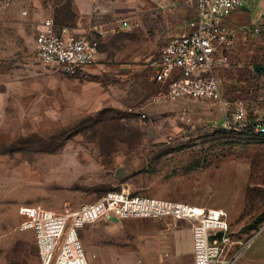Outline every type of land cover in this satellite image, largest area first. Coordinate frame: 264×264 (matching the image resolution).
Returning <instances> with one entry per match:
<instances>
[{"label":"rangeland","instance_id":"374dc122","mask_svg":"<svg viewBox=\"0 0 264 264\" xmlns=\"http://www.w3.org/2000/svg\"><path fill=\"white\" fill-rule=\"evenodd\" d=\"M65 1L0 0V264H41L34 231L20 229L34 206L63 211L112 190L224 208L235 237L253 238L236 264H264V137L220 130L211 101L156 102L113 75L121 107L67 116V81L92 74L69 75L36 51L41 20L62 32ZM69 32L80 35L74 22ZM247 56V67L264 65V50ZM159 219H103L80 238L101 264H192L190 224Z\"/></svg>","mask_w":264,"mask_h":264},{"label":"built area","instance_id":"2783aa9c","mask_svg":"<svg viewBox=\"0 0 264 264\" xmlns=\"http://www.w3.org/2000/svg\"><path fill=\"white\" fill-rule=\"evenodd\" d=\"M258 0H196L198 16L189 28L166 43L150 67L155 80L166 83L153 97L156 102H181L187 98L220 104L225 115L223 129L264 133V116L251 118L246 102L224 95L225 69L232 68L230 53L235 34L227 18L238 8ZM13 0H1L3 7ZM26 13V12H24ZM139 23L121 20L119 27L132 30ZM62 32L53 18L46 19L36 37L39 60L56 65L65 73L87 78L88 66L96 63L106 29L92 22L82 34ZM254 31L260 32L259 27ZM143 117L145 115L143 114ZM170 218L190 224L194 241L193 264H236V248L247 247L252 237L240 240L232 231L229 213L221 207H202L180 200L132 194L112 190L96 201L78 207L67 205L55 211L36 205L20 224L22 230H33L41 264H101L91 258L80 238L83 227L103 219ZM222 233L221 238L217 235ZM247 241V242H246Z\"/></svg>","mask_w":264,"mask_h":264},{"label":"crops","instance_id":"0c3cea01","mask_svg":"<svg viewBox=\"0 0 264 264\" xmlns=\"http://www.w3.org/2000/svg\"><path fill=\"white\" fill-rule=\"evenodd\" d=\"M74 10V23L80 34L92 22H99L107 33L100 43L96 63L87 67L93 79L74 88L71 81H67V116L121 107L110 92V86L113 87L114 83L107 79L111 75L118 81L129 77L136 92H153L155 95L160 89L166 88V83L155 80L150 63L172 37L187 30L190 22L198 16L196 0H74ZM48 18L41 20L39 29ZM121 20L139 23V26L132 30L122 29L119 27ZM227 24L238 44L230 53L232 68L223 71L224 95L229 99L246 97L250 106L256 104L255 110H249V116H264V65L255 66V69L246 66L250 61L247 56L249 51L256 55L264 50V0L250 2L245 7L234 10L227 18ZM255 27H259L260 32L256 33ZM66 28L65 33L68 35L69 27ZM248 72L254 78L252 83L257 85L250 84L249 87L250 80L246 75ZM109 81L112 84H107ZM19 82H22V76ZM36 87L33 85L32 90L37 92ZM249 88L254 91L249 92ZM114 89L116 93L127 92L126 86L115 85ZM185 101L186 99L181 103ZM211 104L217 113L215 126L221 128L225 115L220 104ZM163 219L166 218L159 220ZM83 229L84 227L80 232Z\"/></svg>","mask_w":264,"mask_h":264},{"label":"trees","instance_id":"16d2710c","mask_svg":"<svg viewBox=\"0 0 264 264\" xmlns=\"http://www.w3.org/2000/svg\"><path fill=\"white\" fill-rule=\"evenodd\" d=\"M66 1H67L66 6L63 7L61 10H59V13H58V16H57V23L59 25H61L62 28L71 26L72 23L75 20V17H76V12L74 10V0H66ZM259 69H260V67H258V70ZM250 81L248 82L249 87H251L250 84L252 83V80H250ZM251 91H254V89H250L249 92H251ZM233 99H241V100H243L244 102H246L248 109L251 110V111L255 110L254 108H256V104H254L252 106L249 105L250 103L248 104V101H246V97L244 98L242 96H239V97L233 98ZM249 115H250V113H249ZM220 130H222L225 133H238V134L252 135L255 138H263L264 137V133L263 134H259V133H256V132L252 131V130H245V131H242V132L226 131L225 129H223V127H221Z\"/></svg>","mask_w":264,"mask_h":264},{"label":"water","instance_id":"95a60500","mask_svg":"<svg viewBox=\"0 0 264 264\" xmlns=\"http://www.w3.org/2000/svg\"><path fill=\"white\" fill-rule=\"evenodd\" d=\"M113 220H115V221H119L118 219H113ZM221 236H222V233L220 232V233L217 235V237H218V238H221Z\"/></svg>","mask_w":264,"mask_h":264}]
</instances>
